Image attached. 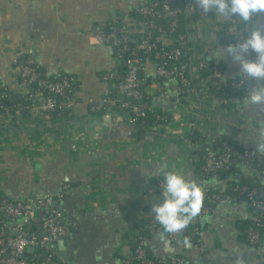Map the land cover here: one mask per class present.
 Returning a JSON list of instances; mask_svg holds the SVG:
<instances>
[{"label":"crops","instance_id":"1","mask_svg":"<svg viewBox=\"0 0 264 264\" xmlns=\"http://www.w3.org/2000/svg\"><path fill=\"white\" fill-rule=\"evenodd\" d=\"M128 1L0 0V82L12 91L14 99L19 100L22 94L15 77H11L16 72L12 58L17 52L29 55L48 75L60 71L76 80L74 95L78 105L68 124L69 139L62 137L61 127L45 125L48 129L38 131L41 126L36 123L33 129L34 138L56 134L59 153L55 157L41 155L36 160L25 161L14 147L2 153L6 178L1 193L8 198L55 194L65 183L69 184L51 205L61 213L69 228L63 247L57 245L58 239L44 248L29 247L25 252L27 258H56L58 264H119L122 255L117 250H126V230L132 226L143 227L150 220H159L173 212L163 193L144 196L146 183L155 182L151 178L165 170L171 178L188 187L195 185L190 198L192 205L188 207L192 209L200 208L208 189L216 183L214 177L200 179L191 163L196 156L194 151L198 150L192 139L193 134H198L192 129L196 117L185 116L188 113L184 110L185 103L179 102L175 82L153 83L151 66L140 78H150L144 89L152 107L170 115L166 129L160 132L133 129L114 116L92 123L94 115L89 103L98 101L110 88L100 75L120 63L115 61L110 48L92 45L82 33L126 19ZM222 2L231 11L216 14L217 19L233 20L238 27L243 21L241 28L249 40L248 44L232 47V43L225 44L214 35L215 59L223 66L227 78L260 65L264 51V0ZM225 33L233 36V32ZM185 98L190 103L200 100L196 91ZM221 102L209 94L200 109L206 118L220 126V137L227 136L242 147L253 148L256 133H247L238 127L237 121L240 119L247 126L254 124L264 132V87L255 97L233 99L232 110H224ZM184 119L191 124L190 129L182 124ZM259 149L264 153L262 147ZM237 165L239 180L256 176L257 170L251 165L240 161ZM256 183L264 186V176L257 177ZM254 215L244 201L219 199L202 220L188 217L202 228L198 238L205 249L203 253L189 243L171 245L154 233L143 240L144 245L153 256L175 253L190 257L198 264H264V235L258 244L239 238L238 221L252 220ZM41 217L42 213L36 221L39 233ZM2 219L1 225L15 233V218L4 216ZM53 243L56 246H49Z\"/></svg>","mask_w":264,"mask_h":264},{"label":"built area","instance_id":"2","mask_svg":"<svg viewBox=\"0 0 264 264\" xmlns=\"http://www.w3.org/2000/svg\"><path fill=\"white\" fill-rule=\"evenodd\" d=\"M173 1L143 0L136 2L130 0L127 3L129 9L126 19L103 25L95 31L88 30L82 33L92 45L110 48L117 63H125L123 71H119L116 66L114 69L101 73V80L110 88L98 101L89 103L91 113L94 115L92 123H98L104 117L114 116L133 129L144 128L150 132H160L166 129V124L170 121V119L167 120L170 115L166 112L163 113L164 117L160 123L139 124V120L145 117L148 107L140 102L146 91L138 73L143 74L148 66H151L154 74L153 83L175 82L176 93L180 96L179 102L185 103L184 110L188 113L185 116L193 115L197 119L192 129L198 131L199 138L195 143L197 149L204 151V169L208 172H215L227 168L230 164L231 147L223 141L220 148H214L213 143L220 138V126L212 119L206 118L200 109V105L209 98V83L217 88L220 85H226L223 68L215 59L216 44L213 38L219 31L233 32L232 47L248 44L249 40L244 29L238 27L235 21L224 22L217 19L216 14L231 11V7L225 5L222 0H185L186 15L194 14L196 19L186 24V34H179L174 39L177 44L167 48L170 43V33L175 30L177 16L181 14L180 7L173 5ZM159 18L169 20V30L157 27L156 20ZM155 32L157 34L154 35ZM183 49L189 52V57L184 62L180 61ZM139 53L143 56H139ZM20 57L21 53L17 52L12 58L16 72L11 74V77H15L16 85L22 90L19 101L13 104L7 102L6 99L10 98L12 91L0 82V192L6 178L5 168L2 165V153L14 147V151L25 161L36 160L41 155L44 158L55 157L59 153L56 134L54 137L34 138L33 129L36 123L41 126L38 131L48 129L45 125L50 128L61 127L62 137L69 139L68 124L72 121L74 109L78 105L74 95L76 80L73 77L58 71L56 75L59 78L55 81L50 80L46 71L42 72L37 69L38 65L31 57L23 61ZM208 60L212 61L211 73L207 77H202L199 70L206 65ZM260 60L259 68L264 63V51ZM261 76L264 78V70L260 73L241 72L240 78L232 83V87L248 88L251 82L259 81ZM194 78L197 79L196 89L190 86ZM184 90L189 94L193 90L196 91L200 100L187 102L182 96ZM192 107H194L193 113H189ZM182 124L185 128H191V124L185 119ZM237 124L249 134L252 131L256 133L255 146L246 148L247 150L240 157V162L248 166L251 165V156L254 153H260L258 151L260 147L264 150V132L254 124L247 126L240 119ZM45 131L50 132V130ZM262 176H264V169H258L256 176L244 179L243 184L233 186L231 191H228L225 180L216 179L215 185L207 191V196L214 191L216 194L212 195L216 200L244 201L255 209L257 214L252 218L254 225L247 232L250 244H255L264 235V231L260 230L264 225L261 220V214L264 212V192L250 187L257 182V177ZM30 182L33 183V180L31 179ZM68 188L69 184L65 183L62 189L55 194L46 193L33 198L0 200V215L19 220L14 228L15 234L0 225V264H55L51 258L40 261L30 260L25 257V252L29 247L44 248L50 242L68 234L69 228L63 223L61 213L51 208L55 197L61 196ZM191 191H193L192 188ZM156 192L163 193L170 203L175 204V212L184 211V207H187L181 192L168 189L167 181L146 183L144 196ZM185 211L187 217L200 221L210 211V207L202 203L199 209L186 208ZM41 213L40 233L36 234L26 230L27 224L36 222ZM158 223L166 227V235L160 234L159 229L156 228ZM143 229H148L161 239L164 238L163 240L171 245L177 242L192 245L185 234L184 220L174 218L172 212L159 220H150L143 227L132 226L126 230V250L124 252L117 250L122 255L119 264H198L190 257L175 253L161 254L155 256L156 259H152L146 253L143 239H140L135 248L131 249L129 243L138 241ZM201 230L202 228L198 225L194 228V233L199 236ZM193 247L199 253L205 250L199 240Z\"/></svg>","mask_w":264,"mask_h":264},{"label":"trees","instance_id":"3","mask_svg":"<svg viewBox=\"0 0 264 264\" xmlns=\"http://www.w3.org/2000/svg\"><path fill=\"white\" fill-rule=\"evenodd\" d=\"M173 5L180 7L181 14H179L177 16V24H176L175 30L170 33V36H169V42L170 43L167 46V48H171V47L175 46L177 43L174 42V39L179 34H186V32H187L186 24L188 22L196 19V16L194 14L186 15L185 0H174ZM133 16L135 17L136 15L133 13ZM156 23H157V27L161 28L162 30H169L170 29L169 20L166 18H159L156 20ZM239 26L243 27L244 22L240 21ZM225 32L226 31L217 32V38L225 44L232 43L233 36L230 34H227ZM155 34H157V33L155 32L154 35ZM124 55H125V53H124ZM138 55L143 56L142 53H139ZM188 57H189V52L185 51V49H183V55H182L180 61H182V62L187 61ZM28 58H29V55H27V54L24 55L21 53L20 60L23 61V60L28 59ZM219 65L221 67H223L220 63H219ZM211 66H212V61L208 60L206 65L201 67V69L199 70L200 75L202 77H207L208 75H210ZM37 69L42 71V72H45L43 70V68L40 66H37ZM124 69H125V65H123L122 62H120L119 66H118V70L123 71ZM262 70H264V63H263L261 68H259V67L247 68L243 72L260 73ZM47 76L50 80H53V81H55L59 78L56 74H50ZM239 78H240V74L236 75L234 77H227L226 78V85H220L218 88L210 85V83H209V85H208L209 94L214 96V97L220 98L222 101L221 106L223 108L232 110V109H234V105H235L234 102H232L233 99L236 98L238 100H241L243 98L255 97V96H257V93L259 92V90L264 87V78L262 76L260 77L259 81L251 82L249 84L248 88L237 89V88L232 87V83L237 81ZM141 81H142V84L145 85L150 81V78L143 77V78H141ZM196 82H197V79H195V78L191 80V84H190L191 88L196 89V87H195ZM187 95H189V93L184 90L182 96L187 97ZM6 100L10 104L17 102V100L14 99L13 94H11V93H10V98L6 99ZM140 102L144 103L148 107L145 117H143L142 119L139 120L140 125H150V124H153L156 122L160 123L162 121V117H164V114L162 112L158 111L157 109L155 110V108L152 107L151 102H150L147 94H145L143 96V98H142V100H140ZM169 119H170V117L167 120H169ZM198 138H199V136L197 133L192 135L193 140L197 141ZM223 141L227 142L229 144V146L231 147V160H230V164L228 165L227 168L220 169V170H217L215 172L206 171L204 169V158H203L204 151H203V149H198V150L194 151V155H196V156L194 159H192L191 163L194 167L196 174L200 177V179H207L210 177H214L215 179L225 180L226 184H227L228 191H231V188L233 186L241 185L244 183L243 180H239V179L237 180L236 179L237 172H238L237 162L240 161V157L244 154V152L247 149L245 147H242L239 143H237L236 141L232 140L231 138H229L227 136H222L219 139H217L213 143L214 148H220ZM250 162H251V166L254 167V169H256V170L264 169V154L254 153L251 156ZM151 181H167L168 189H170V190L179 189L181 191V195L185 199L187 207H184L185 208L184 211H180V212L176 211L175 212L174 211L175 207H176L175 204L173 202L170 203L171 210L173 211V217L184 220L185 234L187 236V240L190 241L192 245L198 243L199 238H198V235L194 233V228L197 227L199 224L196 222L190 221L191 219L190 220L188 219V217L186 215V211H185L186 208H188V207H190V205H192L191 199H190L191 194H192L191 189L187 185H185L184 183L178 181L176 178H171L169 176L168 171H165V170H162L157 177L151 178ZM193 187H195V185H193ZM250 187L254 188L258 191L264 192L263 184L261 185L258 183H254ZM212 194H216V193L214 191H211L209 193V195L202 201L204 205H207L210 208L216 202V199H214ZM4 198L8 199V200H13V199L8 198L7 196L3 195L0 192V200L4 199ZM248 205L250 206L251 211H253V212H255V214H257L255 209L250 204H248ZM2 217H4V216L0 215V225H1L2 220H3ZM15 220H16V224H17L19 222V220L16 218H15ZM261 220H262V223L264 224V212L261 214ZM253 225H254V222L252 220H244V221L240 220V221H238L237 227L240 231V233H239L240 240H242L243 242L249 243V238H248L247 232H248V229ZM37 227H38V224L36 225V222H30L27 224L26 230L33 231L34 233L39 234V229ZM156 228L159 229L161 235H166L167 230L163 224L158 223L156 225ZM260 230L264 231V225H263V227L260 228ZM152 234H153V232L149 231L148 229L142 231L140 233V237L138 238V241L137 240L135 242L131 241L129 243L131 246V249L135 248V246L137 245V242H139L140 239L144 240L146 237H150ZM259 242H260V240H258L255 244H258ZM144 248L146 249V253L148 254V256H150L152 259H156V257L150 253V250L146 245H144ZM38 252H40V250H38ZM28 259L40 261L43 258L41 256H34L33 258H28ZM52 260L58 264V261L56 260V258H52Z\"/></svg>","mask_w":264,"mask_h":264},{"label":"water","instance_id":"4","mask_svg":"<svg viewBox=\"0 0 264 264\" xmlns=\"http://www.w3.org/2000/svg\"><path fill=\"white\" fill-rule=\"evenodd\" d=\"M123 65H125L124 62H123ZM138 76H139V78H140V76H141V72L138 73ZM236 179L238 180L239 177L236 176ZM32 197H34V196H32ZM14 234H15V233H14ZM64 239H65V236L61 237L60 239H58V240L56 241L57 245H59L61 248L63 247ZM49 246H53V247H54V246H56V245L53 243V244H50ZM189 246H190V243H189ZM23 256H24V255H23ZM23 256H22V257H23Z\"/></svg>","mask_w":264,"mask_h":264}]
</instances>
